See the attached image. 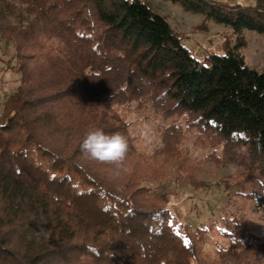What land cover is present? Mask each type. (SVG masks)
<instances>
[{
    "label": "trees",
    "instance_id": "1",
    "mask_svg": "<svg viewBox=\"0 0 264 264\" xmlns=\"http://www.w3.org/2000/svg\"><path fill=\"white\" fill-rule=\"evenodd\" d=\"M164 1L230 29L236 44L196 59L141 0H0V37L15 50L6 69L20 74L0 117V264H197L205 231L181 232L167 194L142 185L163 178L187 135L225 158L245 150L262 180L240 196L264 225V71L240 51L246 32L264 37V0ZM133 116L154 125L158 163L138 152ZM97 129L127 138L119 167L82 153ZM225 225L213 261L253 240L235 219Z\"/></svg>",
    "mask_w": 264,
    "mask_h": 264
},
{
    "label": "rangeland",
    "instance_id": "2",
    "mask_svg": "<svg viewBox=\"0 0 264 264\" xmlns=\"http://www.w3.org/2000/svg\"><path fill=\"white\" fill-rule=\"evenodd\" d=\"M169 23L182 38L191 55L200 59L211 53L222 54L226 46L236 44L231 30L213 23H201V15L187 12L164 0H141ZM229 5L252 6L251 0H214ZM200 24V25H199ZM245 46L240 50L247 65L264 71V37L252 32L243 34ZM15 56L14 47L0 37V117L4 103L20 85V74L6 69V61ZM132 124L129 133L140 139L137 150L151 163L161 140L152 123L128 119ZM215 152V156L209 155ZM245 150L237 149L224 157L222 148L194 143L187 135L182 156L172 161L158 182L143 181L150 194H167L166 207L177 215L174 223L181 232L183 226L192 234L202 235V259L197 264H264V225L255 203L243 200L240 193H260V178L247 170ZM235 219L242 228L253 234L250 248L239 251L228 260L213 261L216 244L227 245L219 232L226 223Z\"/></svg>",
    "mask_w": 264,
    "mask_h": 264
},
{
    "label": "clouds",
    "instance_id": "3",
    "mask_svg": "<svg viewBox=\"0 0 264 264\" xmlns=\"http://www.w3.org/2000/svg\"><path fill=\"white\" fill-rule=\"evenodd\" d=\"M80 148L82 153L91 159L119 167L126 158L129 145L124 135L120 133L109 135L97 129L87 133Z\"/></svg>",
    "mask_w": 264,
    "mask_h": 264
},
{
    "label": "snow or ice",
    "instance_id": "4",
    "mask_svg": "<svg viewBox=\"0 0 264 264\" xmlns=\"http://www.w3.org/2000/svg\"><path fill=\"white\" fill-rule=\"evenodd\" d=\"M187 243V242H186Z\"/></svg>",
    "mask_w": 264,
    "mask_h": 264
}]
</instances>
